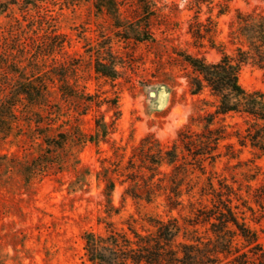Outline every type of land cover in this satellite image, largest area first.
<instances>
[{
  "label": "rangeland",
  "instance_id": "374dc122",
  "mask_svg": "<svg viewBox=\"0 0 264 264\" xmlns=\"http://www.w3.org/2000/svg\"><path fill=\"white\" fill-rule=\"evenodd\" d=\"M151 1L155 9L150 17L153 41L138 42L130 24L139 15L132 0H125L120 6V26L105 12H98L92 0H0V100L14 81L9 72L29 71L36 63L35 52L41 43L57 34L64 35L65 42L53 57L56 65L65 63L70 65L68 69L74 68L70 81L76 79L94 99L117 100L116 108L109 109L107 104L93 106L82 116L85 131H94V117L101 116L113 121L114 132L108 142L98 146L87 143L77 153L81 165L92 173L89 185L81 190L71 191L73 174L58 169L35 178L25 189L18 161L35 156L37 148L30 142L0 141V264H91L84 249L85 231L104 234L106 222L110 221L116 230L129 232L131 224L144 232L151 229L146 215L176 217L179 223L192 216L188 208L168 212L161 199L145 204L123 198L126 184L117 183L113 201L120 212L108 217L101 194L103 185L96 181L95 172L103 158L112 156L113 145L121 147L125 163L147 135L169 145L190 115L198 111L197 101L206 102L199 103L202 110L198 113L214 109L216 99L209 89L200 95L190 93L187 76L191 69L179 54L190 53L208 62L218 61L223 52L235 55L240 43H231L229 32L236 11L264 12V0H231L224 14H219L221 0ZM208 19L216 25L215 46H210L206 38L196 42L190 32V25L196 29L197 22L206 29L212 28ZM108 46L123 63L115 81L99 76L92 67L95 51ZM43 60L42 68L49 69L51 57ZM239 82L246 90L264 92V69L252 62L244 63ZM73 108L82 110L84 105L64 103L67 118L63 119H72L74 124ZM222 123L231 135L220 142V156L214 166L206 164L207 170L217 176L214 183L223 179L241 197L242 200L234 201L243 203L240 207L246 220L264 245V153L237 143L234 132L245 127L242 115L229 113ZM4 155L6 159L2 158ZM256 264H262L260 258Z\"/></svg>",
  "mask_w": 264,
  "mask_h": 264
},
{
  "label": "trees",
  "instance_id": "16d2710c",
  "mask_svg": "<svg viewBox=\"0 0 264 264\" xmlns=\"http://www.w3.org/2000/svg\"><path fill=\"white\" fill-rule=\"evenodd\" d=\"M124 1L92 0V5L120 26V6ZM132 1L139 12L130 23L133 38L138 42L153 41L150 29V17L155 12L153 2ZM230 1L218 2L219 14L228 11ZM208 21L212 28L206 29L197 22L196 29L190 25V32L196 42L206 38L210 46H215L216 25L211 19ZM229 37L231 43H240L235 55L223 52L216 62L190 53L179 54L191 69L187 76L190 93L200 95L205 88L209 89L216 99L214 109L198 113L202 110L199 103L206 102L197 101L198 111L190 115L169 145L147 135L125 163L121 147L113 145L112 156L103 158L95 172L96 181L103 185L101 194L108 217L120 212L113 201L117 183L126 184L123 198L145 204L161 199L168 212L188 208L192 216L179 223L176 217L162 219L158 215H146L151 229L144 232L131 224L129 232L116 230L110 221L106 222L104 234L85 231L84 249L91 264H256L259 258L264 264V245L259 234L248 224L240 207L243 203H236L241 197L223 179L218 178L214 183L217 176L207 170V165L214 166L220 156V142L231 135L228 126L222 123L229 113L244 118V129L234 132L237 143L264 153V92L246 90L239 82L244 63L252 62L264 69V12L237 10ZM47 39L35 52L36 63L29 71L9 72L13 73L14 81L9 93L0 100V141L30 142L37 148L35 156L18 161V173L25 189L35 178L58 169L73 174L71 191L81 190L89 185L92 173L81 165L77 153L87 143L98 146L108 142L114 132L113 121H105L101 116L94 117V131L87 132L81 126L82 116L93 106L107 104L109 109L116 108L117 100L94 99L76 79L71 82L74 68L68 69L70 65L65 63L56 65L53 57L63 49L65 36L57 34ZM46 57L52 60L49 69L42 68ZM122 64L110 46L95 51L92 61L95 73L110 81L120 77ZM67 101L84 105L82 110L73 108L74 124L72 119H63ZM261 189L264 194V184Z\"/></svg>",
  "mask_w": 264,
  "mask_h": 264
},
{
  "label": "water",
  "instance_id": "95a60500",
  "mask_svg": "<svg viewBox=\"0 0 264 264\" xmlns=\"http://www.w3.org/2000/svg\"><path fill=\"white\" fill-rule=\"evenodd\" d=\"M152 95H154V94L152 93Z\"/></svg>",
  "mask_w": 264,
  "mask_h": 264
}]
</instances>
